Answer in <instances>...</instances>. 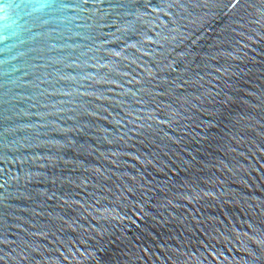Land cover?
Masks as SVG:
<instances>
[{
    "label": "water",
    "instance_id": "water-1",
    "mask_svg": "<svg viewBox=\"0 0 264 264\" xmlns=\"http://www.w3.org/2000/svg\"><path fill=\"white\" fill-rule=\"evenodd\" d=\"M0 16V264H264V0Z\"/></svg>",
    "mask_w": 264,
    "mask_h": 264
},
{
    "label": "clouds",
    "instance_id": "clouds-1",
    "mask_svg": "<svg viewBox=\"0 0 264 264\" xmlns=\"http://www.w3.org/2000/svg\"><path fill=\"white\" fill-rule=\"evenodd\" d=\"M4 17L3 16H0V20H3ZM4 37H0V39H3Z\"/></svg>",
    "mask_w": 264,
    "mask_h": 264
}]
</instances>
